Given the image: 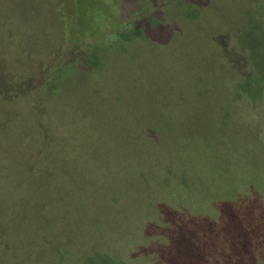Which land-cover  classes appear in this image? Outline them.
<instances>
[{
	"label": "rangeland",
	"instance_id": "1",
	"mask_svg": "<svg viewBox=\"0 0 264 264\" xmlns=\"http://www.w3.org/2000/svg\"><path fill=\"white\" fill-rule=\"evenodd\" d=\"M142 1L140 14L139 0H0V27L29 47L3 43L20 63L4 60L0 80L26 88L54 47L101 51L93 72L69 68L62 95L0 104V264H153L134 248L170 211L212 225L206 264H264V77L247 42L264 51V0ZM153 5L158 23H140ZM105 15L109 32L142 35L106 49ZM39 146L50 178L28 166Z\"/></svg>",
	"mask_w": 264,
	"mask_h": 264
},
{
	"label": "trees",
	"instance_id": "2",
	"mask_svg": "<svg viewBox=\"0 0 264 264\" xmlns=\"http://www.w3.org/2000/svg\"><path fill=\"white\" fill-rule=\"evenodd\" d=\"M110 2L112 0H109ZM132 2V1H130ZM129 2V3H130ZM198 2V1H197ZM139 7L138 9H141V13L143 11L144 3L142 0H139ZM189 4H192L191 2H188ZM193 5V4H192ZM194 6V5H193ZM198 7V5H197ZM5 8V7H3ZM2 8V9H3ZM150 8V9H149ZM2 9L0 10V16H2ZM153 7H147V10H149L150 15H144L143 20L140 23H149L151 22L152 25H155L158 23L159 19L157 18L156 14L157 11H153ZM154 12L156 14H154ZM106 17V18H105ZM105 17H99V19L94 20L95 22V34L97 37L100 35V33H104L105 30L112 31L110 29L111 24L110 23H104L106 19H108V16L105 15ZM74 22V20H73ZM141 24V25H142ZM94 25V24H93ZM120 26L123 27L121 30H115L113 32H109L105 34V37L107 39V42L109 45L106 46V49L110 50L112 47L116 46L117 41H123L129 42L132 39H137L142 35V32L140 31V28H135L133 25L128 24H121ZM249 32L247 36V42L251 46L252 49H255L257 51V60L255 64H252V71L262 74V77H264V51L259 52L258 49L260 44H254L252 38V33ZM8 34V35H7ZM5 33L3 28L0 27V50H2L3 43L5 42V45H10V48H13L14 50L20 52V51H29V47H27L26 44H19V42H16L12 36L11 33ZM79 37V36H78ZM81 37V36H80ZM92 36H87L85 38L81 37L78 38L76 41H73L72 43H79L81 42V39H90ZM216 41L219 43V46L222 45L219 38L216 39ZM99 42L100 45H103L102 40L97 39V43ZM84 43L81 45L80 48H77L76 50L72 49L69 53H56L55 47L52 49L51 56H50V62H44L40 69H36L34 74H32V71L29 72V75L24 80V85L26 88H22L23 85L20 80H9L4 79L0 80V104L5 103L7 100L13 99L15 101L19 100V94L18 92H30L35 91L37 92H43L48 94H52L54 92L55 94H61L63 92V85L64 80L66 78L67 71L72 66H79L86 72H93L96 68V65L98 63V60L101 59L99 56L100 50H94V47L91 46V42ZM53 46V45H52ZM51 46V47H52ZM55 46V45H54ZM65 48L67 46L64 45ZM222 48V51H224V46H220ZM261 47V46H260ZM67 50V49H63ZM90 51V52H89ZM89 52V53H87ZM226 53V52H225ZM224 53V54H225ZM226 55V54H225ZM98 59V60H97ZM8 60V58H5L3 55H0V64L4 61ZM20 63L19 58H17L14 62L10 61V65L14 68V64L17 65ZM9 65V66H10ZM16 71V69L14 68ZM242 68H237V71L241 72V74L245 77H247V80L250 81L252 73H248L245 71H242ZM234 78L231 77V80ZM9 81V82H8ZM9 86H5V83ZM14 84L15 87H12ZM10 88L13 93H10L6 91L5 89ZM0 109L1 105H0ZM7 119L2 120L0 123V130L6 132L7 134H10V129L7 128ZM21 145L24 144L25 141H18ZM42 148L39 146L34 150H30V153L37 152V156H35L31 162L28 163L29 165H33L37 160V169L38 174L41 175L42 178H50L52 174L48 173L47 170V163L51 160V157L47 156L44 152L40 151ZM27 151V150H26ZM40 159H44V161H41ZM180 213H176L174 211H170L166 213L167 221L165 223V226L159 227V226H147L141 234L139 233L138 236V245L135 247L136 253L135 255L139 256H148L151 258V261L153 264H206L207 263V248L209 251L208 239L211 236L210 234H213L211 231L212 225L207 221V219L200 220V218H195L193 216H181ZM185 214H187L185 212ZM186 217V218H184ZM178 218L190 220L191 223L190 227L188 228H182L179 225H175V221ZM184 230H187L186 232H183ZM194 232V235H193ZM225 234V233H223ZM196 236V237H195ZM140 242V244H139ZM157 243V247L161 249H155L150 246H144L142 243ZM226 242H228L226 240ZM201 244V249H198V246ZM165 247L163 248V246ZM190 247V248H187ZM222 248H218L216 251L221 250ZM224 250V249H223ZM223 253V252H222ZM217 253L215 252V255ZM179 259V261L177 260ZM193 261H186V260ZM216 263L221 260L218 255L215 257Z\"/></svg>",
	"mask_w": 264,
	"mask_h": 264
}]
</instances>
